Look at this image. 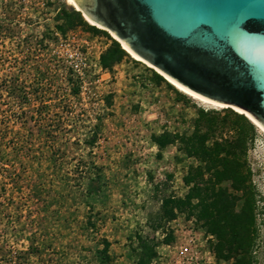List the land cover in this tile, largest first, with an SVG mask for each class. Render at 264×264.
<instances>
[{
    "label": "rangeland",
    "instance_id": "374dc122",
    "mask_svg": "<svg viewBox=\"0 0 264 264\" xmlns=\"http://www.w3.org/2000/svg\"><path fill=\"white\" fill-rule=\"evenodd\" d=\"M70 6L0 0V264H264V132Z\"/></svg>",
    "mask_w": 264,
    "mask_h": 264
},
{
    "label": "water",
    "instance_id": "95a60500",
    "mask_svg": "<svg viewBox=\"0 0 264 264\" xmlns=\"http://www.w3.org/2000/svg\"><path fill=\"white\" fill-rule=\"evenodd\" d=\"M71 2L162 77L264 130V0Z\"/></svg>",
    "mask_w": 264,
    "mask_h": 264
},
{
    "label": "trees",
    "instance_id": "16d2710c",
    "mask_svg": "<svg viewBox=\"0 0 264 264\" xmlns=\"http://www.w3.org/2000/svg\"><path fill=\"white\" fill-rule=\"evenodd\" d=\"M118 51H119V53L120 54H122L124 51L123 50H120V49H118ZM238 117H240V118H242L246 123H248V121H247V119L245 118V117H243V115H238ZM249 124V123H248ZM155 143L159 146V147H163L164 145H166V144H168V143H171V142H169V140H167L166 139V137L165 136H161V137H157V138H155ZM242 146H243V140H240L239 142H238V144H236V145H233V144H230L229 145V151H230V154L231 155H235V153H236V151H238V150H241V148H242ZM189 148H192V147H194V145H189L188 146ZM189 153H190V149H189ZM207 154H205V156H206ZM208 170V167L207 168H205V170ZM202 205H205L204 207H203V209L205 210V211H209V212H212V213H214L215 215L217 214V211H219V201H215V202H213V203H203ZM221 206V205H220ZM213 210V211H212ZM221 212V211H220ZM232 214V213H231ZM218 216V214L216 215V217ZM220 216V215H219ZM221 218H219V219H221L223 222H226V224L227 223H229V222H231L233 225H234V227H239L240 228V226H241V223H242V219H241V215L240 214H235V213H233L231 216H227V217H223V216H220ZM234 234L235 233H233V235H231L232 237H234V239H235V237H236V235L234 236ZM233 240V239H232ZM232 240H230V243L229 244H231V243H233L234 242V240L232 241ZM222 241V237H220L219 238V242H221ZM227 258H229V257H227Z\"/></svg>",
    "mask_w": 264,
    "mask_h": 264
},
{
    "label": "bare ground",
    "instance_id": "6f19581e",
    "mask_svg": "<svg viewBox=\"0 0 264 264\" xmlns=\"http://www.w3.org/2000/svg\"><path fill=\"white\" fill-rule=\"evenodd\" d=\"M66 2L69 4V5H71L73 8H75V10H77V11H79L77 8H76V6L71 2V0H66ZM83 15V14H82ZM83 17L85 18V20H87L89 23H91V24H94V23H92L91 21H89L84 15H83ZM97 26V25H96ZM97 27H99V26H97ZM113 37V36H112ZM113 39L114 40H116L114 37H113ZM120 46L122 47V49L128 54V55H130L133 59H135V60H137V61H139V62H142V61H140V60H138V59H136L131 53H129L121 44H120ZM143 63V62H142ZM158 72V71H157ZM159 73V72H158ZM173 87H175L177 90H179L180 92H182V93H184V94H186V95H188V96H190V97H192V98H194V99H196V100H198V101H200V102H203V103H205V104H208V105H211V106H216V107H221V108H224V106H217V105H213V104H210V103H208V102H205V101H203V100H201V99H198V98H196L195 96H193V95H191V94H189V93H187V92H185L184 90H182L180 87H178L177 85H175V84H173L167 77H164ZM236 113H238V114H241V111H239V110H237V109H233ZM256 126H257V124H255ZM260 130H262L263 132H264V130L260 127V126H257Z\"/></svg>",
    "mask_w": 264,
    "mask_h": 264
}]
</instances>
